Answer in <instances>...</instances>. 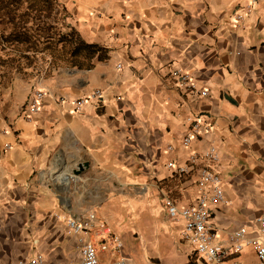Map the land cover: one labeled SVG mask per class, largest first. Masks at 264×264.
<instances>
[{
    "label": "crops",
    "instance_id": "0c3cea01",
    "mask_svg": "<svg viewBox=\"0 0 264 264\" xmlns=\"http://www.w3.org/2000/svg\"><path fill=\"white\" fill-rule=\"evenodd\" d=\"M251 1L58 0L80 38L104 55L0 93V264L34 253L46 264H79L77 236L66 231L65 220L90 213L118 237L114 231L132 220L135 239L144 242L148 234L156 250L164 243L151 230L162 224L202 264L181 238V222L169 220L164 201L178 207L195 202L203 161L189 156L210 146L219 152L211 168L224 192L210 208L218 243L227 246L229 232L240 227L248 236L261 235L264 0H254L243 21L235 18ZM185 73L195 90L182 84ZM35 89L45 95L26 119ZM95 89L102 92L99 103L76 112L71 99ZM193 118L204 131L185 147L181 138ZM179 165L187 172L176 173ZM163 237L170 242L168 233ZM138 241L132 248L151 264L146 256L156 253ZM109 255L99 250L103 259ZM250 255L246 249L239 259L245 264L243 256Z\"/></svg>",
    "mask_w": 264,
    "mask_h": 264
},
{
    "label": "built area",
    "instance_id": "2783aa9c",
    "mask_svg": "<svg viewBox=\"0 0 264 264\" xmlns=\"http://www.w3.org/2000/svg\"><path fill=\"white\" fill-rule=\"evenodd\" d=\"M254 3L255 1L252 0L235 14L237 22L243 21L251 13ZM180 75L183 85L192 91L196 89L186 73ZM200 94L206 95L207 91L200 90ZM44 95L45 91L42 89L32 91L26 102V110H24L27 111L26 119H30L31 114L40 109ZM101 96V90L95 89L87 96L71 99V103L75 111L78 112L89 102L98 104ZM60 100L65 101V98L60 97ZM203 131L201 122L193 118L181 138L182 145L190 146L194 138L202 134ZM167 149L170 150L171 146H168ZM189 159L193 163L199 159L203 161L198 170V193L195 202L178 207L167 198L164 201L169 220L181 222V238L193 247L202 264H244L239 257L246 249L255 257L256 264H264V210L256 218L260 236H248L247 230L240 227L229 232L227 246L220 245L217 240L216 227L210 219L211 206L220 203L224 197L222 178L211 168V164L219 161L218 149L215 146H210L201 154H191ZM167 166L175 167V164L169 161ZM186 172V165L176 167V173ZM65 225L68 233L77 236L79 264H128V258L121 253L123 250L122 241L111 232L108 226L98 223L93 213L88 214L83 220L68 217L65 220ZM91 233L103 235L94 241L89 237ZM99 250L109 252V257L106 259L100 257ZM17 264H46V260L43 254L34 253L31 256L18 259Z\"/></svg>",
    "mask_w": 264,
    "mask_h": 264
},
{
    "label": "rangeland",
    "instance_id": "374dc122",
    "mask_svg": "<svg viewBox=\"0 0 264 264\" xmlns=\"http://www.w3.org/2000/svg\"><path fill=\"white\" fill-rule=\"evenodd\" d=\"M41 6L43 9L41 12L39 10L35 12V7L32 8L29 1L11 2L5 6V8H9L10 12L16 11L15 13L13 12L15 14L13 22L7 17H1L0 19V37L2 36L0 38V93L7 89H13L16 85L27 79L40 78L42 76L48 77L53 73L63 72L72 67H87L91 63V59L84 54L78 56L70 55V43L68 41H59L61 34L70 32L71 27H73L66 18V11L62 4L56 0V3L52 6V12L48 11L46 5L41 4ZM16 7L17 9H15ZM22 23H26L30 27L26 34L27 41L7 42L4 36L18 31L15 26H21ZM37 24L40 26H36ZM49 24L50 27L46 28ZM48 38L50 40H46ZM48 42L50 43L48 44ZM161 215V218L166 220L165 212L162 211ZM125 221H127V225L125 227L122 225L118 233L114 232L119 235L122 242L124 241V253L135 264L136 262L137 264H145L138 258V251L132 248L133 243L138 241L135 239L138 233H133V230L137 228L132 224V220ZM108 227L112 232L113 228L111 226ZM167 229L162 224L152 227V234L156 235V237L160 238V242L164 243V246H161V244L157 250L154 245L152 247V244H150L152 243L149 240L150 236L142 233L143 238L145 235V243L140 239L138 243L142 246L144 244L148 245V250L156 253L147 255L146 260L151 262V264H183L189 260H194L196 264H199L189 251V248H182V242L175 238L177 237L175 235L176 232L170 229L174 235L172 236L169 234L170 231L167 232ZM165 231L168 233L170 242H166L167 239L163 237V234H167ZM243 260L245 264H256L255 258L251 255L243 256Z\"/></svg>",
    "mask_w": 264,
    "mask_h": 264
},
{
    "label": "trees",
    "instance_id": "16d2710c",
    "mask_svg": "<svg viewBox=\"0 0 264 264\" xmlns=\"http://www.w3.org/2000/svg\"><path fill=\"white\" fill-rule=\"evenodd\" d=\"M21 1H29V3L32 5V8L35 7V9H36L35 12H38V10L41 12L43 10L41 4L46 5L48 8V11L52 12V10H53L52 6L54 3H56V0H0V19H1V17H3V18L7 17L8 19L11 20V22H13V20L15 19L14 13L16 10H13L12 12H10L9 8L8 7L5 8V6L9 5V3H11V2L16 3V2H21ZM15 9H17V7ZM2 12H4V13H2ZM14 24H16V23H14ZM39 24H37L36 26H40ZM26 26H27L26 23H22L21 26L16 25L15 27L17 28L16 30H18V31H15L14 33H10L7 36H4L5 40L9 43L14 42V41H18V42L27 41L26 34L28 33L30 27H28V26L26 27ZM67 26L71 27L70 25H67ZM48 27H50V24L46 28H48ZM20 29H22V30H20ZM21 35H25V36H21ZM9 37H12V38H9ZM46 40H50V39L48 38ZM59 41H64V42L68 41L70 43L71 48H70L69 52H70V55H72V56H78L80 54H84L87 57L92 58V57L97 55V58L100 59L104 55L103 54V52H104L103 48H101L97 44L86 43L85 41H83L80 38L78 32L75 30L74 27H71L70 32L62 33ZM49 43L50 42H48V44ZM186 264H196V263L194 260H190Z\"/></svg>",
    "mask_w": 264,
    "mask_h": 264
}]
</instances>
